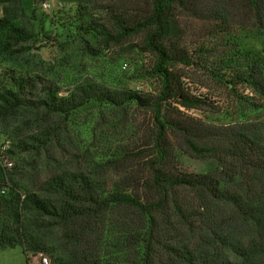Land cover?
<instances>
[{"label":"trees","instance_id":"1","mask_svg":"<svg viewBox=\"0 0 264 264\" xmlns=\"http://www.w3.org/2000/svg\"><path fill=\"white\" fill-rule=\"evenodd\" d=\"M0 2V39L7 48L28 41L16 22L21 0ZM204 10L208 19H236L264 34V0H142L110 27L99 25L100 34L110 43L144 32L157 94L92 83L67 94L45 84L34 94L24 78L0 88V119H22L17 147L31 159L24 172L0 173V187L8 188L0 194V249L45 250L51 264H264V120L209 125L178 108H214L189 92L176 68L190 64L179 47V15ZM243 61L230 88L245 84L264 100L263 60ZM93 104L122 109L132 123L126 142L113 139L97 156L68 123ZM131 105L147 119L137 121ZM174 144L194 157H216L217 169L179 171Z\"/></svg>","mask_w":264,"mask_h":264},{"label":"rangeland","instance_id":"2","mask_svg":"<svg viewBox=\"0 0 264 264\" xmlns=\"http://www.w3.org/2000/svg\"><path fill=\"white\" fill-rule=\"evenodd\" d=\"M141 4L142 0H21L16 22L30 38L9 48L6 39H0V88H9L15 80L24 78L34 82V94H40L45 84L56 87L59 94H67L85 83L157 94L160 78L152 71L154 56L142 47L144 32L110 43L100 34L99 25L110 27L122 13ZM205 11L179 15L184 32L179 47L188 53L190 64H176V68L189 92L210 100L214 108H178L191 120L209 125L253 117L264 120V100L258 101L245 84L238 83L232 90L229 83L244 69L245 56L259 57L264 64V34L248 24L240 25L236 19H208ZM89 47L96 52L91 53ZM239 52L243 54L239 56ZM171 105L176 106L173 102ZM121 110L93 104L74 114L68 123L80 143L85 141L97 156L96 152L103 154L112 146L113 139L126 142L132 123L124 121L126 111ZM129 111L137 114V121H145L149 115L134 105ZM111 116H116V125ZM21 121L20 117L0 119V142L7 145L5 157L12 163L9 168L0 163V173L15 172V167L24 172L30 164L31 159L17 147L15 133ZM173 153L179 171L214 173L218 166L216 157H194L175 144ZM7 191L0 187V194ZM41 254L51 264V255L45 250L23 253L19 245L0 249V264H38Z\"/></svg>","mask_w":264,"mask_h":264},{"label":"built area","instance_id":"3","mask_svg":"<svg viewBox=\"0 0 264 264\" xmlns=\"http://www.w3.org/2000/svg\"><path fill=\"white\" fill-rule=\"evenodd\" d=\"M43 5L45 6L46 3L43 2ZM1 16H2V5L0 2V17ZM6 149H7V145L4 142H0V163L3 166L9 168L10 166H12V163L5 157V153L7 151ZM38 264H49V263L47 258L41 254L39 257Z\"/></svg>","mask_w":264,"mask_h":264}]
</instances>
